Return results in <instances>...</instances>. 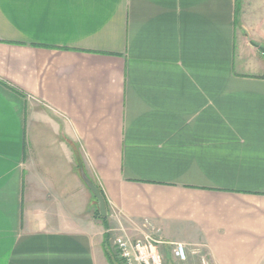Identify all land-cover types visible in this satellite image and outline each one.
<instances>
[{
    "label": "crops",
    "instance_id": "1",
    "mask_svg": "<svg viewBox=\"0 0 264 264\" xmlns=\"http://www.w3.org/2000/svg\"><path fill=\"white\" fill-rule=\"evenodd\" d=\"M250 41L264 0H0V264H113L86 178L167 257L264 264Z\"/></svg>",
    "mask_w": 264,
    "mask_h": 264
},
{
    "label": "built area",
    "instance_id": "2",
    "mask_svg": "<svg viewBox=\"0 0 264 264\" xmlns=\"http://www.w3.org/2000/svg\"><path fill=\"white\" fill-rule=\"evenodd\" d=\"M111 221L107 233L114 236L110 240L122 264H169L170 258L179 264L188 262V251L184 244H174L170 257L163 254L161 246L165 243L158 237L157 229L152 224L127 222L116 212L111 213ZM206 262L203 256L202 263Z\"/></svg>",
    "mask_w": 264,
    "mask_h": 264
},
{
    "label": "water",
    "instance_id": "3",
    "mask_svg": "<svg viewBox=\"0 0 264 264\" xmlns=\"http://www.w3.org/2000/svg\"><path fill=\"white\" fill-rule=\"evenodd\" d=\"M252 46L259 49L264 55V47L258 46L254 43H252ZM86 182H87V185L89 186L90 190L92 191L93 195L97 199V205H98L101 216L107 217L108 216L107 206H106V202H105V199H104L101 191L87 178H86Z\"/></svg>",
    "mask_w": 264,
    "mask_h": 264
},
{
    "label": "rangeland",
    "instance_id": "4",
    "mask_svg": "<svg viewBox=\"0 0 264 264\" xmlns=\"http://www.w3.org/2000/svg\"><path fill=\"white\" fill-rule=\"evenodd\" d=\"M250 43L252 44L253 42L252 41H250ZM95 208L97 209L98 208V205H96L95 204ZM109 217H111V214L110 215H108V218ZM111 225H112V221H111ZM127 227H131V226H127ZM108 237L111 239V238H113L114 236L112 235V234H109L108 233ZM110 244H111V249H112V251H113V254H114V256H116V258H119V256H118V253L116 252V250L113 248V246H112V241H110ZM186 248H187V251H188V247L186 246ZM199 249H202V248H199ZM202 251V250H201ZM203 253V255H205L206 256V253L203 251L202 252ZM205 253V254H204ZM204 256V257H205ZM203 257V256H202ZM206 259H207V262H206V264H208V258H207V256H206ZM173 263V262H172ZM187 264H191L190 263V258H189V261H188V263Z\"/></svg>",
    "mask_w": 264,
    "mask_h": 264
},
{
    "label": "trees",
    "instance_id": "5",
    "mask_svg": "<svg viewBox=\"0 0 264 264\" xmlns=\"http://www.w3.org/2000/svg\"><path fill=\"white\" fill-rule=\"evenodd\" d=\"M102 195H103V194H102ZM103 197H104V195H103ZM94 200H95V203H96V205H97V199H96L95 196H94ZM106 205H107V204H106ZM96 215H97L98 217L102 218L104 222H106V220H107V218H108V216H107V217H102V216H101L100 211H99V208L96 209ZM113 264H122V261L118 258V259H116L115 261H113Z\"/></svg>",
    "mask_w": 264,
    "mask_h": 264
}]
</instances>
